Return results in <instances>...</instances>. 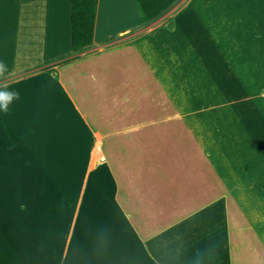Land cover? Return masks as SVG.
<instances>
[{"label": "crops", "instance_id": "obj_1", "mask_svg": "<svg viewBox=\"0 0 264 264\" xmlns=\"http://www.w3.org/2000/svg\"><path fill=\"white\" fill-rule=\"evenodd\" d=\"M250 1L177 0L160 18L142 23L135 0H98L92 45L75 60L56 66L52 74L36 68L72 57L71 1L0 0V62L10 70L3 78L7 87L0 85V90L19 93L8 112H0V121L11 125L7 130L13 132L12 137L18 136L16 144L10 142L6 147H28L30 156L54 170L63 169L56 165L64 161L61 181L73 180L77 172L79 180L72 186L76 188L74 207L85 206L87 185L94 177L98 189L93 193L94 207H161L168 211L166 218L175 224L147 245L148 250L159 251L151 253L155 257L163 255L165 244L184 245L193 252L192 257L200 256L196 247L202 241L201 251H208V243H222L223 248L228 207L236 203L229 195V171L221 166L216 169L209 147L217 141L224 144L222 127L211 128L222 114L214 113L206 101L215 99L217 106L226 98L211 87L208 95L197 93L209 86L207 78H202L210 64L202 61L205 72H201L195 61L183 58L186 54L182 52L197 51L200 46L190 38L182 40L179 16L192 5L209 6L227 25L228 18H236L240 35L245 29V4ZM169 20L172 27L166 28L163 25ZM108 38L112 39L106 42ZM99 46L104 48L97 50ZM174 50H182L185 61ZM163 52L170 53L171 72L157 61L159 56L165 57ZM182 67L189 70L180 89L168 77L179 78ZM206 142L211 152L204 146ZM97 143L105 162L93 169ZM80 148L86 151L83 167H70L71 156ZM142 148L156 151L153 163L162 168L160 173L135 177L139 158L146 153ZM236 157L232 168L243 181L250 184L256 179L254 173L263 174L255 158ZM220 161L218 157L217 163ZM153 181L165 183L162 199L154 196ZM141 193L149 195L151 204H140ZM179 207L187 208L182 214Z\"/></svg>", "mask_w": 264, "mask_h": 264}, {"label": "rangeland", "instance_id": "obj_2", "mask_svg": "<svg viewBox=\"0 0 264 264\" xmlns=\"http://www.w3.org/2000/svg\"><path fill=\"white\" fill-rule=\"evenodd\" d=\"M184 8L186 5L179 10ZM227 20L228 25L209 6H190L179 16L180 35L182 40L190 38L200 48L185 52L174 50L182 62L184 59L195 61L201 72H205V68H201L202 61L210 64L202 78H207L209 86L197 89V93L208 95L212 92H208L211 87L222 91L226 98L225 103L217 106L215 99L206 101L214 113L222 114L221 118L216 117L211 128L222 127L224 144L217 141L216 146L209 147H212L216 169L220 170L221 166L229 171V195L235 197L236 203L228 207L229 226L223 248L220 242L208 243V251H201L202 241L196 247L200 256L192 257L193 252L184 245L165 244L164 252H160L163 255L155 257L151 253L159 251L148 250L147 245L175 224L166 218L168 211L163 212L161 207H130L132 212L129 207H119L120 210L94 207L93 193L98 190L94 177L87 185L85 206L74 207L76 188L72 186L77 178L79 180L77 172L73 180L68 177L61 181L64 161L56 165L63 169L54 170L51 165L46 167L42 160L39 162L37 156H30L28 147H6L5 144L10 142L16 144L18 136L13 138V132L7 130L11 125L6 126V122L0 121V264H264V0H251L245 4L242 34L237 35L241 27L236 25V18ZM171 22L166 21L163 26L171 28ZM101 46L97 50H101ZM181 52L186 54L184 59ZM161 54L165 57L159 56L157 61L164 71L171 72L170 53ZM188 70V67H182L179 78L169 76L168 79L182 89V79L188 75ZM7 82L1 79L0 85L5 86ZM176 101L184 106L183 101ZM199 105L204 106V103ZM99 145L97 143L93 151V169L105 162L101 161ZM208 145L209 142L204 143V146ZM12 148L15 149L13 152ZM32 149L36 151L35 147ZM142 150L149 156L142 153L135 177H139V173H160L162 168L153 163L156 151ZM85 152L83 148L74 152L69 166L82 168ZM236 156L255 158L263 174L254 173L256 179L250 184L248 180L243 181L232 168ZM218 157L221 164L217 163ZM239 166L242 168V162ZM150 187L156 198H163L165 183L153 181ZM139 197L140 204L151 202L149 195L141 193ZM179 208L183 214L187 207Z\"/></svg>", "mask_w": 264, "mask_h": 264}, {"label": "trees", "instance_id": "obj_3", "mask_svg": "<svg viewBox=\"0 0 264 264\" xmlns=\"http://www.w3.org/2000/svg\"><path fill=\"white\" fill-rule=\"evenodd\" d=\"M71 1V34L72 57L53 62L51 65L37 67L38 71L49 70L55 74L53 68L66 64L77 58V55L88 49L93 42L96 7L98 0H70ZM177 0H135L142 23H148L160 18L168 12ZM119 15V14H118ZM112 38L106 39V42Z\"/></svg>", "mask_w": 264, "mask_h": 264}, {"label": "clouds", "instance_id": "obj_4", "mask_svg": "<svg viewBox=\"0 0 264 264\" xmlns=\"http://www.w3.org/2000/svg\"><path fill=\"white\" fill-rule=\"evenodd\" d=\"M8 66L0 62V79L5 78V74L9 73ZM7 87V85H5ZM19 99V93L16 91L0 90V112L7 113L9 104L14 100Z\"/></svg>", "mask_w": 264, "mask_h": 264}, {"label": "bare ground", "instance_id": "obj_5", "mask_svg": "<svg viewBox=\"0 0 264 264\" xmlns=\"http://www.w3.org/2000/svg\"><path fill=\"white\" fill-rule=\"evenodd\" d=\"M101 157H102V158H101V161H103V162H104V160H105V159H104V157H103V154H102V152H101Z\"/></svg>", "mask_w": 264, "mask_h": 264}]
</instances>
